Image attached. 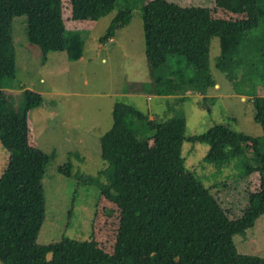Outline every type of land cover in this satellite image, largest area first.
Instances as JSON below:
<instances>
[{"label": "trees", "instance_id": "obj_1", "mask_svg": "<svg viewBox=\"0 0 264 264\" xmlns=\"http://www.w3.org/2000/svg\"><path fill=\"white\" fill-rule=\"evenodd\" d=\"M69 1L71 18L78 22H96L117 5V0ZM215 3L217 9L240 17L216 18L210 9L180 7L166 0L143 6L145 56L151 87L158 96L184 95L190 89L204 95L215 86L210 51L216 37L221 49L215 66L233 79L230 72L240 64L237 56L244 38L264 22V0ZM62 6L63 0H0V142L9 152L0 176V260L6 264H264L263 257L239 253L234 242L236 235L245 234L264 216V97L257 96L255 122L262 128V138L223 124L187 137L182 114L157 121L132 105L116 103L113 125L100 141L101 157L109 166V184L100 187L101 195L120 210L113 252L70 238L38 243L47 210L43 180L55 153L48 155L30 145L28 113L44 100L41 94L25 90V104L17 110L3 92L4 80H15L17 73L15 17L27 16L28 41L45 58L50 52H65L72 62L84 57L85 41L78 31L66 28ZM132 13L130 7L120 8L99 42L107 44L127 27ZM170 56L184 57L194 66V74L170 70L163 77ZM262 56L264 60V48ZM135 122L150 135L140 138ZM185 142L207 143L205 160L212 164L243 159L245 174L259 172L260 189L250 193L241 217L230 219L216 195L186 168ZM249 148L256 167L244 160ZM72 170L71 160L59 168L66 177H72Z\"/></svg>", "mask_w": 264, "mask_h": 264}, {"label": "rangeland", "instance_id": "obj_2", "mask_svg": "<svg viewBox=\"0 0 264 264\" xmlns=\"http://www.w3.org/2000/svg\"><path fill=\"white\" fill-rule=\"evenodd\" d=\"M149 1L117 0L116 8L109 15L96 22H78L71 18L70 1L63 0L66 28L78 31L85 41L84 57L75 62L65 52H50L45 58L41 49L28 41L27 16L13 20L17 73L15 80H4L7 87L3 92L17 110L25 104V90L43 96V104L28 113V141L48 155L55 153L43 180L47 210L38 239L41 245L70 238L90 241L108 254L113 252L120 210L101 195L100 187L109 184V166L101 157L100 141L113 125L116 103L132 105L157 121L182 114L186 119L187 137L202 134L216 124L263 137L261 126L255 122L253 104L256 96L264 97L263 20L244 38L237 56L240 64L230 72L233 79L215 66L221 49L220 39L216 37L210 51L215 86L204 95L190 89L184 95L158 96L151 87L145 56L142 12ZM166 1L180 7L210 9L216 18L240 17L217 9L215 0ZM125 7L133 10L131 23L118 30L107 44H101L99 40L118 10ZM170 70H180L186 76L195 72L194 66L182 56L168 58L163 77ZM134 127L140 138L150 135L138 122ZM208 151L207 143L185 142L182 148L185 166L216 195L230 219L241 217L250 193L260 189V174H245L243 159L212 164L205 160ZM251 152L250 148L246 150L244 160L256 167L257 160ZM8 160L9 152L0 142V176ZM69 160L73 164L72 177L59 172ZM90 177L93 178L89 180ZM234 242L239 253L264 258V216L245 234L236 235ZM0 264L6 263L0 260Z\"/></svg>", "mask_w": 264, "mask_h": 264}]
</instances>
